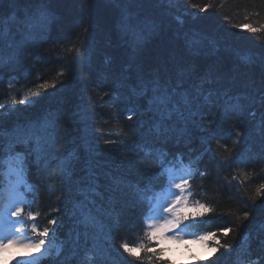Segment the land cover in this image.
I'll use <instances>...</instances> for the list:
<instances>
[{
    "label": "trees",
    "instance_id": "1",
    "mask_svg": "<svg viewBox=\"0 0 264 264\" xmlns=\"http://www.w3.org/2000/svg\"><path fill=\"white\" fill-rule=\"evenodd\" d=\"M208 2L191 0L192 4L201 6ZM213 2L214 8L200 13L188 0H171V3L168 0H127V3L43 0L42 4L40 0H0V27L7 26L17 43L24 39L22 21L28 13L39 7L47 17L43 42L21 47L18 62H9L12 53L0 45V103L12 107L11 95L20 99L29 90L32 93L39 90V95H29V99L35 101L32 105H16L20 110L7 114L0 109V131L12 132L18 126L29 124H54L60 129L57 140L64 130L68 131L70 142H65L64 147L74 179L84 176L85 162L89 160L99 175L95 197L101 210L99 225L103 233L112 230L116 237L112 241L115 248H119L122 240L133 242L143 238L140 214L147 207V199L135 206L134 202L140 195L145 198L152 195L151 191H144L146 188L160 190L157 165L164 167L180 161L194 171L207 169V177L202 179L197 175L191 183L196 199L216 207L217 213L206 217V223L199 228L190 229L202 234V230L218 232L231 225L235 231L228 237L218 232L221 243L230 242L233 247L221 249L206 264H253L254 261L264 264V207H259L264 203V195L257 198L255 207L250 199L264 183V171H261L264 169V136L258 127L264 112L260 103L264 74V42L260 38L264 37V32L250 33L246 27H239L264 25V4L260 0ZM123 8L143 22L147 39L135 49L129 46L131 37H124L118 29ZM75 48L80 49L79 59ZM141 76L158 78L161 83H175L181 78L189 99L201 79L211 80L212 83L204 84L203 95L199 98L204 111L207 104L203 96L208 95L209 90H219L216 96L209 98L210 103L217 105L214 111H223L227 100L223 93L232 97L233 104L239 98L242 114H230L218 121L215 133L220 144L216 140L209 142L212 152L218 155L204 152L205 138L210 133L193 126L179 140L174 136L167 140L158 136L148 105L151 93L146 96L133 94ZM9 82L13 85L11 89ZM118 82L123 86L117 92L120 99L114 103V97L102 94L111 91ZM44 83H54L55 87L40 88ZM127 107L134 108L143 122L139 135H136V125L129 127L130 122L122 111ZM113 110L120 115L119 120L111 118ZM237 131L242 136L233 147ZM101 133L104 138L123 137L127 146L118 144L109 151L110 146L103 143ZM129 138H135L137 144H130ZM225 144L233 149L231 154L223 147ZM33 146L16 144L13 151L26 161V178L33 187L27 198L31 201L36 197L32 207L41 213L38 218L41 226L53 216L60 220L54 239L56 247L50 256L41 258L40 264H104L97 255L98 244L104 243L100 227L88 228L86 237L84 226L73 214L78 199L74 185L64 194L61 210L50 212L59 205L57 196L62 194L58 190L59 180L48 177L50 172L58 173L59 169L54 162L49 172L38 170L35 155L29 154ZM59 146L53 145V149ZM230 155L238 156L244 163L221 166L223 158ZM246 173L252 175L245 176ZM117 184L119 188L112 191ZM105 211L107 215L103 214ZM244 211H250L251 216L237 227L236 216ZM213 243L209 242V248ZM56 248H59V255ZM109 251L124 264L114 250ZM165 257L172 264H181L166 253ZM144 264L150 262L145 260ZM191 264H199V261H191Z\"/></svg>",
    "mask_w": 264,
    "mask_h": 264
},
{
    "label": "snow or ice",
    "instance_id": "2",
    "mask_svg": "<svg viewBox=\"0 0 264 264\" xmlns=\"http://www.w3.org/2000/svg\"><path fill=\"white\" fill-rule=\"evenodd\" d=\"M41 4L43 0H40ZM90 3L91 0H86ZM117 3H127V0H115ZM171 3V0H168ZM192 8L198 9L200 13H205L209 9L215 7L213 0L203 6L192 4L188 0ZM264 4V0H260ZM47 17L37 7L33 12L28 13L23 24L24 39L17 43L7 26L0 27V45L6 46L12 55L8 57L9 62H18L17 57L19 49L26 44H36L43 42V32L46 28ZM118 29L124 37H131L128 41L132 48L138 47L147 36L142 27L143 22L134 13L127 8L121 9L118 19ZM155 27V26H154ZM246 27L250 33L264 32V25L253 27L252 25H242ZM87 32V29H85ZM40 39H37V36ZM261 42H264V37H261ZM71 51V50H70ZM77 53L76 58H80V49L75 48ZM182 75V73H181ZM212 83L211 80L201 79V83L196 87L195 94L189 99L188 94L184 90V80L177 78L175 83H161L158 78L145 79L140 77L136 89L133 90L134 95L146 96L149 92L151 96L148 98L149 111L152 112V119L156 126V131L161 139H169L175 137L177 140L182 139L190 126L199 128L201 131L210 133L205 138L204 152L218 155L212 152L210 145L211 140H216L219 145L220 140L217 138L215 129L218 126V121L225 116L235 114L239 116L243 112V105L240 104L239 98H236V103H231L232 97H228L227 93L223 96L227 97L223 111H214L217 105L209 102V98L216 96L219 90H209L208 95L203 96L207 104V110H201L199 98L203 95L204 84ZM123 84L118 82L109 92H104L103 96L114 97V103L120 99L117 92ZM9 89L13 87L12 83L8 84ZM55 87V84L44 83L40 85L42 89ZM260 103L264 107V74L261 76ZM29 95H39V90L36 93L25 94L22 98L17 99L16 95H11L12 107H6L4 103H0V109L4 110V114L9 112L19 111L16 105H32L34 100L29 99ZM102 98V97H101ZM87 108L84 109V114L87 117ZM126 113V119L130 122L129 127L136 125V135H139L140 129L143 127V122L139 118V114L134 108L127 107L122 110ZM255 116V113H252ZM134 116L136 119H134ZM112 119L119 120L121 117L116 111L112 112ZM90 119V118H89ZM107 123V121H105ZM183 125V127H179ZM258 127L261 135L264 136V112L259 118ZM51 128V131H49ZM60 134L54 124L36 126L33 124L18 126L12 132L0 131V252L5 251L9 247H21L28 251L26 258L20 257L15 259V264H40L42 257L51 255L55 248L54 239L59 229L60 220L58 216H53L47 219V224L41 226L38 218L41 216L39 210H34L32 205L36 201L34 196L31 201L27 198V193L33 191V187L27 181L26 161L25 158L16 153L13 154L16 144L34 145L29 148V154L35 155V164L40 171L49 172L52 163L55 162V168L59 172H50L49 179L59 180L58 190L61 196H57L59 205L50 209V212H59L64 204V194L69 187L74 185L75 194L78 197L73 206V214L77 215V222L84 226L85 236H88V228L100 227V233L103 234L104 243L98 244L97 255L101 258L104 264H120V261L111 256L110 249L116 252L117 257L124 260V264H144L147 260L150 264H172V261L165 257L167 249L163 246L168 241L183 240L184 237L190 236L194 240L203 243L205 248L211 249L209 255H206L201 260L196 258L194 261H199V264H206L212 260L221 249L230 250L233 245L230 242L221 243V235L228 237L229 233L235 231L234 227L229 225L218 229L217 231H203L202 234L187 233L189 228H199L206 223V217L217 213V209L209 203L201 202L196 199V194L193 191L192 180L198 175L202 179L209 175L207 169L194 171L191 167L181 166L180 168H164L162 165L156 167L159 172L156 176L160 179L159 191H155V187L144 191H151L152 195L145 198L144 195L139 196V200L135 203H144L147 199V207L141 210L140 219L141 227L144 232L143 238L137 241L129 242L122 240L119 248H115L112 241L116 239L112 235L110 229L108 233H103V228L99 225L98 216L101 215V210L97 206L95 197L97 193V180L99 175L95 170L92 161H86L84 167V176L74 179L72 164L69 160L67 149L64 147L65 142H70V134L64 130L60 140H57V135ZM236 140L233 142V147L241 140L242 134L237 131L235 133ZM101 139L105 145H109V151L113 150L114 146L125 145L123 137L119 139L104 138L101 133ZM6 141V144H5ZM129 143L135 146L137 141L135 138H129ZM59 144V147L53 149V145ZM127 146V145H125ZM225 150L231 154L232 148L223 145ZM4 153H7L5 156ZM176 157H173L175 159ZM264 159V157H262ZM58 161V162H57ZM243 164L244 161L238 156H229L223 158L221 166L231 167L232 164ZM264 171V169H261ZM252 173H246L245 176H250ZM232 179H236L233 177ZM231 184V181H228ZM50 187H54L50 186ZM119 184L112 191H116ZM139 191V190H138ZM264 195V183H261L255 190V194L250 197L253 201V207L258 197ZM264 207V203L259 205ZM103 214L107 215L105 211ZM224 215V213H221ZM251 216L250 211H244L242 215L236 216V221L242 224L248 221ZM52 226V227H50ZM26 230H30L31 236ZM98 239V236L96 237ZM214 241L209 248V242ZM122 249V252L120 251ZM59 255V248H56ZM253 264H258L254 261Z\"/></svg>",
    "mask_w": 264,
    "mask_h": 264
},
{
    "label": "rangeland",
    "instance_id": "3",
    "mask_svg": "<svg viewBox=\"0 0 264 264\" xmlns=\"http://www.w3.org/2000/svg\"><path fill=\"white\" fill-rule=\"evenodd\" d=\"M182 241H168L163 245L167 249L165 253L173 260L180 262L190 261L191 257L196 254L193 249L200 251L201 255L199 258H203L208 254V250L203 243L194 240L190 236L186 235ZM27 251V249L21 247H9L5 251L0 252V264H12L16 258H26Z\"/></svg>",
    "mask_w": 264,
    "mask_h": 264
},
{
    "label": "clouds",
    "instance_id": "4",
    "mask_svg": "<svg viewBox=\"0 0 264 264\" xmlns=\"http://www.w3.org/2000/svg\"><path fill=\"white\" fill-rule=\"evenodd\" d=\"M183 242V241H182ZM193 251L196 253L191 257V260L188 262V264H191V261H194L196 258H199L201 253L198 249H193ZM208 251H211V249H208ZM181 264H184V262H181Z\"/></svg>",
    "mask_w": 264,
    "mask_h": 264
}]
</instances>
